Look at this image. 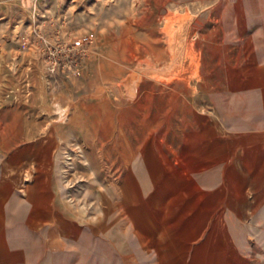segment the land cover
I'll list each match as a JSON object with an SVG mask.
<instances>
[{"label": "rangeland", "instance_id": "obj_1", "mask_svg": "<svg viewBox=\"0 0 264 264\" xmlns=\"http://www.w3.org/2000/svg\"><path fill=\"white\" fill-rule=\"evenodd\" d=\"M168 5L163 0L28 1L24 18L11 24L0 42V49L25 52L23 57L0 52V131H16L17 115L24 112L42 117V128L56 127L59 167L52 171L74 195L75 205L89 200L91 217L99 213L104 192L106 209H113L117 186L110 179L124 175L131 158L145 161L149 151L161 152L169 143L175 152L165 155L172 161L181 144L202 145V155L215 157L218 209L228 205L241 214L233 217L234 238L224 222L218 244H236V239L255 244L252 237L264 244V184L258 185L262 178L256 176L264 174L258 167L264 159V137L256 139L252 158H243L239 151L246 156L250 147L227 135L209 102L210 94L220 90L200 85L193 12ZM81 33L93 42L78 72L69 66L49 74L44 43ZM155 160L154 166L159 163ZM253 187L256 194L248 193ZM160 188L151 194L155 201L150 206L156 211L180 205L204 212L215 202L206 196L193 207L186 195L188 181L177 185L167 179ZM242 190L248 200H242Z\"/></svg>", "mask_w": 264, "mask_h": 264}, {"label": "crops", "instance_id": "obj_2", "mask_svg": "<svg viewBox=\"0 0 264 264\" xmlns=\"http://www.w3.org/2000/svg\"><path fill=\"white\" fill-rule=\"evenodd\" d=\"M28 1L0 0L1 43L11 24L18 25L26 15ZM163 1L169 2L168 8L193 12L200 85L220 90L209 96L212 109L227 135L250 147L246 156L239 151L243 158H252V146L264 137V0ZM0 52L25 56L20 50ZM41 118L18 113L16 131H0V264H264L259 237H252L255 244H240V239L218 244L224 222L234 238L233 217L241 214L228 205L218 209L215 157L202 155V145L181 144V153L172 161L169 154L175 150L169 143L161 152L149 151L145 161L131 158L124 175L110 179L109 184L117 186L113 209H106L104 192L99 213L91 217L89 200L75 205L74 195L52 171L59 167L58 129L42 128ZM238 140L236 149L241 146ZM260 162L262 169L264 159ZM259 173L262 185L264 174ZM167 179L191 184L186 195L193 207L206 196L214 204L209 202L204 212L180 205L152 209L151 194L162 191L160 185ZM245 192L242 200H248Z\"/></svg>", "mask_w": 264, "mask_h": 264}, {"label": "built area", "instance_id": "obj_3", "mask_svg": "<svg viewBox=\"0 0 264 264\" xmlns=\"http://www.w3.org/2000/svg\"><path fill=\"white\" fill-rule=\"evenodd\" d=\"M93 38L87 33H81L69 40L54 39L44 43L43 63L49 74L58 69L71 66L72 73L78 72V65ZM61 115V114H60Z\"/></svg>", "mask_w": 264, "mask_h": 264}]
</instances>
